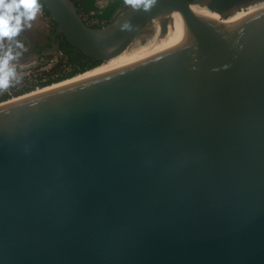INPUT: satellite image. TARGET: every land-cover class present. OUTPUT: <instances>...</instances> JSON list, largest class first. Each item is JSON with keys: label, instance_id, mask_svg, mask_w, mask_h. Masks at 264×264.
I'll list each match as a JSON object with an SVG mask.
<instances>
[{"label": "water", "instance_id": "95a60500", "mask_svg": "<svg viewBox=\"0 0 264 264\" xmlns=\"http://www.w3.org/2000/svg\"><path fill=\"white\" fill-rule=\"evenodd\" d=\"M256 1L157 0L93 27L40 0L52 45L95 61L174 10L187 30L0 104V264H264V8L234 25L190 8Z\"/></svg>", "mask_w": 264, "mask_h": 264}, {"label": "rangeland", "instance_id": "374dc122", "mask_svg": "<svg viewBox=\"0 0 264 264\" xmlns=\"http://www.w3.org/2000/svg\"><path fill=\"white\" fill-rule=\"evenodd\" d=\"M72 1L74 2L76 7L78 8L81 17L83 18V20L88 25L93 26V27H99V25H101V26L105 25L104 23H102L101 21H98L95 17H93L91 15L92 12L86 13L84 11H81L79 2H76V0H72ZM108 1L109 0H95V4L99 7H102ZM262 5L264 6V0L257 2L255 4H252L249 8L260 7ZM129 8H131V7L123 2L116 12L122 13V12H125L126 10H128ZM249 8L246 10L236 11L234 13H239L242 11H248V10H250ZM40 12L42 15V19H41L42 24L48 25V28L50 29L51 33L53 31H55L56 26H55L53 20L51 19L50 15L47 13V11L45 10V8L43 7L42 4H41V11ZM112 18H111V20H112ZM110 21H108V22H110ZM155 23L156 24L158 23L157 19H154L145 27V30L135 40L132 41L133 43H131L129 45L128 49H131V48L141 44L142 42L149 40V38L152 39L154 36L153 34L155 31V26H156ZM57 37H58V44L56 43L55 47L52 48L51 50L44 51V52L40 53L39 55L31 56L32 58L28 59V60L22 59L23 61L19 62L20 64H14L16 67V70H17V77L13 81L11 87H9L7 90L0 91V102H4V101H7L8 99H12V98L24 95L26 93L35 91L37 89L39 90V89L47 87L49 85L68 80V79L73 78L79 74L84 73V72H80V73H77V74H75L69 78L64 79V80H60L58 82H52L51 84L47 85V83H50L52 81V80L47 81L48 78L55 77L58 72H68L76 66V64L74 65V64H71L68 62V57L80 56L78 54L77 50L73 49L72 46L70 44H68L63 39V37L61 35L58 34ZM17 41L21 42L24 45V47L26 46V42L24 40H22L19 37H16L14 41L12 40V42H10L11 48L13 50H17V47H16ZM18 49H20V48H18ZM80 58L82 60L86 61V59L84 57L80 56ZM99 64L93 66L92 68L98 66ZM92 68H90V69H92ZM90 69H88V70H90ZM88 70H86V71H88ZM43 84H45V85H43ZM4 94H6V96ZM7 97H9V98H7ZM3 99H5V100H3Z\"/></svg>", "mask_w": 264, "mask_h": 264}, {"label": "clouds", "instance_id": "9594fccd", "mask_svg": "<svg viewBox=\"0 0 264 264\" xmlns=\"http://www.w3.org/2000/svg\"><path fill=\"white\" fill-rule=\"evenodd\" d=\"M156 2L157 0H124L133 9L143 8L145 11L150 10ZM40 11V0H0V91L7 90L16 79L17 70L12 62L20 55L11 47L5 50L4 41H12L25 28H31ZM16 47L24 48V45L17 41Z\"/></svg>", "mask_w": 264, "mask_h": 264}, {"label": "bare ground", "instance_id": "6f19581e", "mask_svg": "<svg viewBox=\"0 0 264 264\" xmlns=\"http://www.w3.org/2000/svg\"><path fill=\"white\" fill-rule=\"evenodd\" d=\"M260 1H262V0H259V1H256V2H260ZM252 4L248 5L245 8H249ZM190 8L196 14H199V15L204 16L206 18H209L211 20H215V21H218V22H221V23H224V24L234 25V24L240 23L243 19H245L252 12H255L257 10H260V9L264 8V6L262 5L260 7L249 8L250 10H248V11H242V12L234 13V14H231V15L229 14L228 16H225V17H222L217 12L211 11L208 8H206L205 6H200L198 4H192V5H190ZM245 8H240V9H245ZM182 30H187L185 18L183 16V14H181L179 11L174 10L171 14H169V20L167 22V30H166L165 34H160L159 33V23H157L156 26H155V31H154V34H153L154 35L153 38L159 37V36H162V35H166V34H169V33H173V32H176V31H182ZM149 40H150V38H149ZM128 47L124 51H122L121 53H119V54H117V55H115V56H113V57L101 62L98 66H96V67H94V68H92V69H90V70H88V71H86V72H84L82 74H79L77 76L83 75L85 73H88L90 71H93L95 69H98L100 67H103V66L111 63L113 60H115L121 54H123L124 52L128 51L129 50ZM77 76H75V77H77ZM75 77H73V78H75ZM70 79H72V78H70ZM65 81H67V80H65ZM62 82H64V81H62ZM59 83H61V82H59ZM56 84H58V83H56ZM56 84H52V85H49L47 87H50V86H53V85H56ZM47 87H44V88H47ZM44 88H41V89H44ZM41 89H39V90H41ZM35 91H38V89L35 90ZM35 91H32V92H35ZM32 92H29V93H32ZM29 93H26V94H29ZM26 94H24V95H26ZM24 95H21V96H24ZM21 96H18V97H21ZM18 97H15V98H18ZM15 98H12V99H15ZM12 99H8L7 101L12 100ZM4 102H6V101H4ZM4 102H0V104L4 103Z\"/></svg>", "mask_w": 264, "mask_h": 264}, {"label": "trees", "instance_id": "16d2710c", "mask_svg": "<svg viewBox=\"0 0 264 264\" xmlns=\"http://www.w3.org/2000/svg\"><path fill=\"white\" fill-rule=\"evenodd\" d=\"M76 2H79L81 11H84L86 13L92 12L91 15L93 17H95L98 21H101L102 23L107 24L108 21L111 20L113 15L119 9L120 5L124 2V0H109L102 7L97 6L95 4V0H76ZM99 27H101V25H99ZM72 48L75 49L74 47H72ZM77 52L80 56L84 57L86 59V61L82 60L80 58V56L68 57V62L71 64H74V65L76 64V66L68 72H58L55 77L48 78L47 81H50V80H52V81L50 83H47V85L51 84L52 82H58L60 80H64L66 78H69V77L77 74V73L85 72L86 70L92 68L93 66L101 63V61L92 60L91 58H89L86 55H84L83 53H81L79 50H77ZM43 85H45V84H43ZM4 95L6 96V94H4ZM7 98H9V97H7ZM3 100H5V99H3Z\"/></svg>", "mask_w": 264, "mask_h": 264}, {"label": "crops", "instance_id": "0c3cea01", "mask_svg": "<svg viewBox=\"0 0 264 264\" xmlns=\"http://www.w3.org/2000/svg\"><path fill=\"white\" fill-rule=\"evenodd\" d=\"M42 15L41 12L37 15L36 19L32 22V27L31 28H25V30L23 32H21V34L17 37L21 38L22 40H24L26 42V46L24 48H20L17 50H13L14 52H18L20 53L19 57L13 61V64H17L19 62H22V59H31V56H35L34 54H31L32 46H36L40 41L35 37L36 34H40V33H45L47 38H51L54 35L53 31L52 33L50 32V29L48 28V25L46 24H42ZM58 38V37H57ZM15 40V39H14ZM13 40V41H14ZM10 42L12 41H8L5 40L4 41V47L5 50L9 47H11ZM57 44H58V39H57ZM55 46H53L54 48ZM22 55V56H21ZM20 64V63H19Z\"/></svg>", "mask_w": 264, "mask_h": 264}, {"label": "flooded vegetation", "instance_id": "af4514ba", "mask_svg": "<svg viewBox=\"0 0 264 264\" xmlns=\"http://www.w3.org/2000/svg\"><path fill=\"white\" fill-rule=\"evenodd\" d=\"M263 1V0H262ZM257 2H254L253 4H255ZM248 8H245V9H237L235 11H233L231 14H233L234 12L236 11H240V10H246ZM21 34V33H20ZM58 34L56 35V40L58 39L57 38ZM40 42L35 46H32L31 49H32V52L31 54H34V55H39L40 53L44 52V51H48V50H51L53 48V41H52V38H47L46 37V34L45 33H40V34H36L35 36ZM19 64V63H17Z\"/></svg>", "mask_w": 264, "mask_h": 264}]
</instances>
